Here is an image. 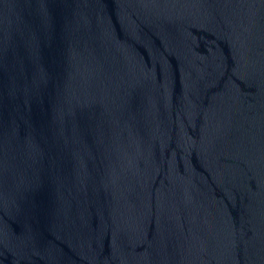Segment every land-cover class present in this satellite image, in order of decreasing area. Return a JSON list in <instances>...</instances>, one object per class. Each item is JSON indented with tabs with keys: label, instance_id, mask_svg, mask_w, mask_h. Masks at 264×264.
Segmentation results:
<instances>
[{
	"label": "water",
	"instance_id": "1",
	"mask_svg": "<svg viewBox=\"0 0 264 264\" xmlns=\"http://www.w3.org/2000/svg\"><path fill=\"white\" fill-rule=\"evenodd\" d=\"M0 264H264V0H0Z\"/></svg>",
	"mask_w": 264,
	"mask_h": 264
}]
</instances>
